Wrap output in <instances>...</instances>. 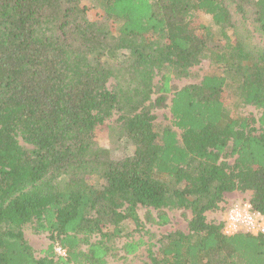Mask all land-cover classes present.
I'll return each mask as SVG.
<instances>
[{
    "label": "trees",
    "instance_id": "16d2710c",
    "mask_svg": "<svg viewBox=\"0 0 264 264\" xmlns=\"http://www.w3.org/2000/svg\"><path fill=\"white\" fill-rule=\"evenodd\" d=\"M234 192L264 215V0H0V264L134 255L141 238L118 240L139 207L151 225L190 215L151 264H264V234L222 233Z\"/></svg>",
    "mask_w": 264,
    "mask_h": 264
},
{
    "label": "rangeland",
    "instance_id": "374dc122",
    "mask_svg": "<svg viewBox=\"0 0 264 264\" xmlns=\"http://www.w3.org/2000/svg\"><path fill=\"white\" fill-rule=\"evenodd\" d=\"M101 12L97 9H90L88 11V16L90 19L101 20L103 17L100 16ZM102 17V18H101ZM209 63L207 61H202L199 66H196L190 69L189 75L183 79H174L173 84L176 87H183L185 85L196 84L200 82L203 75L209 72ZM245 113H249L252 111L251 107L247 106L242 109ZM155 121L157 124L163 126H169L170 114L168 108H163L155 111ZM108 124V121L106 122ZM94 142L97 147H103L106 143V133L104 127L96 130L94 135ZM244 198H250L249 193H230L225 196L224 203L230 204L231 202L239 201ZM147 210L145 208H138V215L140 217V223L142 224L141 229L134 230V225L130 221H126V232L128 233V238L124 237L118 240L119 244H123L125 240H138L141 238L144 242V245L134 254L130 256H125L123 258H118L110 261L111 264H151L148 257V249L154 250L157 246V240L171 232L181 231L184 233L188 232L187 221L190 218V215H184L180 210H166V214L168 216L169 222L163 226L151 225L145 223L144 217ZM153 216L154 212L151 213ZM214 213L207 214V221H210L215 217ZM23 234L25 240L32 247L34 254L37 258H41L44 256V251H46L50 245H52V241L48 239L46 234H37L34 232L32 225L23 226ZM55 246V244H53ZM155 252V251H154ZM55 253V252H54Z\"/></svg>",
    "mask_w": 264,
    "mask_h": 264
},
{
    "label": "built area",
    "instance_id": "2783aa9c",
    "mask_svg": "<svg viewBox=\"0 0 264 264\" xmlns=\"http://www.w3.org/2000/svg\"><path fill=\"white\" fill-rule=\"evenodd\" d=\"M224 207L225 210L219 217L223 234L233 235L237 232L264 234V215L252 207L248 198L231 202ZM54 251L59 256H65V251L57 245Z\"/></svg>",
    "mask_w": 264,
    "mask_h": 264
},
{
    "label": "crops",
    "instance_id": "0c3cea01",
    "mask_svg": "<svg viewBox=\"0 0 264 264\" xmlns=\"http://www.w3.org/2000/svg\"><path fill=\"white\" fill-rule=\"evenodd\" d=\"M234 193H235V192H234ZM226 195H229V194H226ZM226 195H225V196H226ZM225 196H224V197H225Z\"/></svg>",
    "mask_w": 264,
    "mask_h": 264
},
{
    "label": "clouds",
    "instance_id": "9594fccd",
    "mask_svg": "<svg viewBox=\"0 0 264 264\" xmlns=\"http://www.w3.org/2000/svg\"><path fill=\"white\" fill-rule=\"evenodd\" d=\"M249 201H250V199H249ZM55 246H56V245H55ZM55 246H54V247H55Z\"/></svg>",
    "mask_w": 264,
    "mask_h": 264
}]
</instances>
